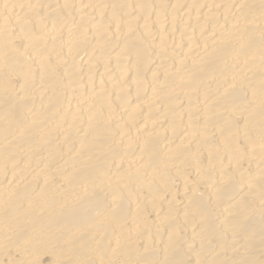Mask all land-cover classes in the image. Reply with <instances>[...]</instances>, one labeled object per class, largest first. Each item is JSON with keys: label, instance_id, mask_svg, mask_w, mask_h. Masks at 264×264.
Here are the masks:
<instances>
[{"label": "bare ground", "instance_id": "bare-ground-1", "mask_svg": "<svg viewBox=\"0 0 264 264\" xmlns=\"http://www.w3.org/2000/svg\"><path fill=\"white\" fill-rule=\"evenodd\" d=\"M0 264H264V0H0Z\"/></svg>", "mask_w": 264, "mask_h": 264}]
</instances>
